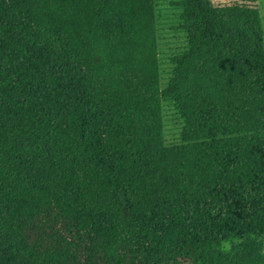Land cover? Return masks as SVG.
<instances>
[{
	"label": "trees",
	"instance_id": "obj_1",
	"mask_svg": "<svg viewBox=\"0 0 264 264\" xmlns=\"http://www.w3.org/2000/svg\"><path fill=\"white\" fill-rule=\"evenodd\" d=\"M255 1L0 0V264H264Z\"/></svg>",
	"mask_w": 264,
	"mask_h": 264
},
{
	"label": "rangeland",
	"instance_id": "obj_2",
	"mask_svg": "<svg viewBox=\"0 0 264 264\" xmlns=\"http://www.w3.org/2000/svg\"><path fill=\"white\" fill-rule=\"evenodd\" d=\"M212 3H225L231 0H210ZM261 26L262 49L264 51V0H256ZM160 15L156 23V41L160 60L161 80L167 75L168 63L167 56L173 50L177 49L181 43V35L173 28L174 9L168 7L165 3H160ZM164 136L167 141L174 140L177 137V131L180 121L170 108L165 109L163 117ZM262 253L264 255V240L262 242Z\"/></svg>",
	"mask_w": 264,
	"mask_h": 264
}]
</instances>
